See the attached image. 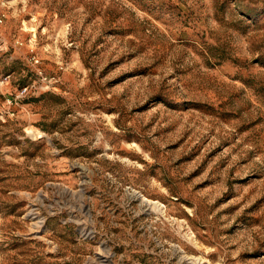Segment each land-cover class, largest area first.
I'll use <instances>...</instances> for the list:
<instances>
[{
  "label": "rangeland",
  "instance_id": "rangeland-1",
  "mask_svg": "<svg viewBox=\"0 0 264 264\" xmlns=\"http://www.w3.org/2000/svg\"><path fill=\"white\" fill-rule=\"evenodd\" d=\"M0 11V264H264V0Z\"/></svg>",
  "mask_w": 264,
  "mask_h": 264
},
{
  "label": "built area",
  "instance_id": "built-area-1",
  "mask_svg": "<svg viewBox=\"0 0 264 264\" xmlns=\"http://www.w3.org/2000/svg\"><path fill=\"white\" fill-rule=\"evenodd\" d=\"M5 18H6L5 14L0 11V26L4 24Z\"/></svg>",
  "mask_w": 264,
  "mask_h": 264
}]
</instances>
